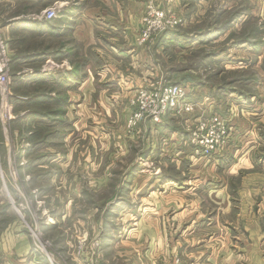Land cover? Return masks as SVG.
<instances>
[{
    "label": "rangeland",
    "instance_id": "374dc122",
    "mask_svg": "<svg viewBox=\"0 0 264 264\" xmlns=\"http://www.w3.org/2000/svg\"><path fill=\"white\" fill-rule=\"evenodd\" d=\"M178 1L145 0L142 25L150 6L178 22L126 59L103 41L100 61L85 54L83 77L102 76L84 93L0 90V264H127L132 242L161 246L154 264L194 260L187 244L198 263L264 264V0ZM45 3L32 17L60 16ZM169 86L193 110L155 122Z\"/></svg>",
    "mask_w": 264,
    "mask_h": 264
},
{
    "label": "crops",
    "instance_id": "0c3cea01",
    "mask_svg": "<svg viewBox=\"0 0 264 264\" xmlns=\"http://www.w3.org/2000/svg\"><path fill=\"white\" fill-rule=\"evenodd\" d=\"M180 1L177 4L183 7L184 5H181ZM45 2L50 3V5H58L60 16L50 21H39L32 17L37 14V7L35 6L40 3L41 6H44ZM208 2L209 0L205 3ZM146 6L145 0H0V27L2 33L8 36L10 51H12L10 55H13L9 99L20 98V93L27 92V89L39 91L38 87L41 84L55 87L61 86L64 82L75 85L74 91L76 93H84L85 87L92 86L94 76L99 78L102 76L100 67L93 75L88 71V74L83 77L86 68L89 69L86 65L85 54L92 53L94 58L100 61L102 59L103 41L108 45L107 48L109 49H105L109 54L114 52L117 53V58L126 59L128 54L132 52L133 46H142L138 43V38L143 26L141 18ZM26 38H32L30 40L33 41L39 40V42L30 44L26 42ZM200 38L199 41L206 40L203 34ZM24 56H28V58ZM79 61H81V68L75 70L74 68L78 66ZM144 63L148 65V55ZM72 80H74L73 83ZM69 102L76 104L77 107L81 103L78 99ZM174 136L176 139H182L186 142L185 139L187 138L183 134H173ZM193 141L194 138L190 136L188 140L190 147ZM161 150L160 152L164 154ZM180 154L178 151L177 155ZM145 159H148V155ZM184 183L168 182L163 183V186L177 187L179 185L181 188ZM148 196L151 197V195ZM159 198L163 199V197H156V200ZM158 203L159 201H157ZM146 219H148V214L144 209L141 216L142 225ZM210 224L211 222L207 225ZM184 232L190 235L194 233L190 227ZM130 233H132V237L144 239L146 234H149V230L132 229ZM158 233L163 232L158 231ZM22 243L27 242L22 239ZM194 247L195 244L190 247L187 244L182 250V255L188 250L189 259L190 257L194 259L192 261L183 260V264H217L212 262L206 254L203 263L196 262L197 252L192 251ZM147 249L149 251H144L145 245L133 244L132 242L124 252V257L129 259L125 261H128L127 264H154L152 253L158 254L157 257L160 254L164 255V250L160 251L161 246H147ZM146 257L147 262L145 261Z\"/></svg>",
    "mask_w": 264,
    "mask_h": 264
},
{
    "label": "built area",
    "instance_id": "2783aa9c",
    "mask_svg": "<svg viewBox=\"0 0 264 264\" xmlns=\"http://www.w3.org/2000/svg\"><path fill=\"white\" fill-rule=\"evenodd\" d=\"M54 16L55 13L53 10H49L45 14L47 20H52ZM177 22L178 21L174 16L166 19V16L161 11L153 10L150 6L143 18V26L138 38V43L143 45L149 42L153 36L175 27ZM10 63L11 56L8 43L6 37L0 31V90H2V93L7 92L10 83ZM152 98V114H155V122L159 121V116L161 114H164V112L171 108H173L172 110L178 109L177 113H181L182 110L189 113L193 110L192 106L184 103L185 91L179 86L165 87L163 88L161 95L156 94ZM214 121L218 122V118H214ZM193 142H196L195 138ZM206 142H208V140H206Z\"/></svg>",
    "mask_w": 264,
    "mask_h": 264
},
{
    "label": "trees",
    "instance_id": "16d2710c",
    "mask_svg": "<svg viewBox=\"0 0 264 264\" xmlns=\"http://www.w3.org/2000/svg\"><path fill=\"white\" fill-rule=\"evenodd\" d=\"M166 32V31H165Z\"/></svg>",
    "mask_w": 264,
    "mask_h": 264
}]
</instances>
